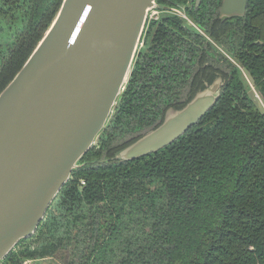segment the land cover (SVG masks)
Here are the masks:
<instances>
[{"label": "trees", "instance_id": "trees-1", "mask_svg": "<svg viewBox=\"0 0 264 264\" xmlns=\"http://www.w3.org/2000/svg\"><path fill=\"white\" fill-rule=\"evenodd\" d=\"M61 2L0 0V17L8 21L7 30L0 24L2 43L22 36L27 29L21 24L32 15L24 47L0 74V92ZM228 30L226 48L218 37L228 39ZM204 32L231 60L214 106L170 145L130 162L117 160L134 139L118 146L113 139L149 128L157 118L144 101L131 99L137 54L97 145L81 158L32 235L36 247L12 251L0 264L42 260L65 249L74 253L70 264H264V113L242 74L264 102V0H247L243 18H223L213 34ZM206 77V85L215 78Z\"/></svg>", "mask_w": 264, "mask_h": 264}, {"label": "water", "instance_id": "water-1", "mask_svg": "<svg viewBox=\"0 0 264 264\" xmlns=\"http://www.w3.org/2000/svg\"><path fill=\"white\" fill-rule=\"evenodd\" d=\"M246 5L224 0L220 16H241ZM155 7V0H62L0 92V263L34 235L81 158L97 145ZM219 87L215 81L168 112L160 126L115 158L130 162L170 145L215 104Z\"/></svg>", "mask_w": 264, "mask_h": 264}, {"label": "flooded vegetation", "instance_id": "flooded-vegetation-1", "mask_svg": "<svg viewBox=\"0 0 264 264\" xmlns=\"http://www.w3.org/2000/svg\"><path fill=\"white\" fill-rule=\"evenodd\" d=\"M223 1L157 0L156 7L148 17L141 37L140 47L137 51L138 65L131 90V99L136 102L144 101L145 109L156 112L157 118L149 128L125 134L123 137H115L113 139L114 146L127 144L132 139L136 141L147 132L156 129L163 123L168 112L182 109L197 93L206 90L215 81L220 83V95L231 74V67L228 63L231 60L228 55L229 51L226 49L230 45L231 30L227 32L228 39L223 35L218 37V40H221L226 48L219 46L204 30L213 34V26L217 21H222L223 18H232L220 16ZM245 12L246 9L243 15L235 17L243 18ZM31 16L29 15L26 22L21 24L26 27L27 31L32 22ZM7 23L5 16H1L0 24L6 28L5 30L8 27ZM33 28H35V24ZM27 31H22V36L10 34L11 36L5 38V42H0V74L10 64L14 53L24 47ZM249 31L250 29L246 27V34L250 35ZM217 51L221 55H218ZM245 51L248 56V53L251 52L249 45H246ZM242 74L254 100L259 106L260 102L264 104L243 71ZM208 75H214L215 78L211 84L206 85V76ZM203 85L204 89L198 90ZM192 93L194 94L192 95ZM79 185L84 186V181L83 184L80 181ZM31 237L24 243L16 245L12 251L25 248V246L31 247L33 250L36 244ZM60 252L66 253L68 259L66 264H70L71 257L74 256L70 250L56 251L49 258L56 257ZM40 260H25L22 264H37V261Z\"/></svg>", "mask_w": 264, "mask_h": 264}, {"label": "rangeland", "instance_id": "rangeland-1", "mask_svg": "<svg viewBox=\"0 0 264 264\" xmlns=\"http://www.w3.org/2000/svg\"><path fill=\"white\" fill-rule=\"evenodd\" d=\"M67 260L66 253L60 252L54 258L37 261V264H66Z\"/></svg>", "mask_w": 264, "mask_h": 264}, {"label": "built area", "instance_id": "built-area-1", "mask_svg": "<svg viewBox=\"0 0 264 264\" xmlns=\"http://www.w3.org/2000/svg\"><path fill=\"white\" fill-rule=\"evenodd\" d=\"M260 106H261V110L264 113V104L262 102H260ZM81 184H83V181H81Z\"/></svg>", "mask_w": 264, "mask_h": 264}]
</instances>
